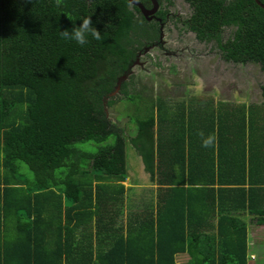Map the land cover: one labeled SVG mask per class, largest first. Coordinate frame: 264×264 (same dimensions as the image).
<instances>
[{"label":"trees","instance_id":"1","mask_svg":"<svg viewBox=\"0 0 264 264\" xmlns=\"http://www.w3.org/2000/svg\"><path fill=\"white\" fill-rule=\"evenodd\" d=\"M191 3L197 38L218 39L214 20L233 21L222 56L264 71V9L235 0L215 16L220 8L209 0ZM87 16L101 41L81 47L60 38ZM135 24L126 0H0V264H179L176 256L183 264H264L247 260L240 213L264 225V85L260 106L232 101L229 115L214 117L198 110L187 119L183 100L154 97L126 139L103 106L132 55ZM196 115L208 128L228 122L229 140L204 147L208 134L184 130ZM126 140L148 180L166 188L155 209H131ZM190 167L201 180L184 178Z\"/></svg>","mask_w":264,"mask_h":264},{"label":"rangeland","instance_id":"2","mask_svg":"<svg viewBox=\"0 0 264 264\" xmlns=\"http://www.w3.org/2000/svg\"><path fill=\"white\" fill-rule=\"evenodd\" d=\"M174 29L172 34L165 30L162 48L160 43L152 47L149 52H143L136 58L137 61H133L135 62L133 72L136 75L139 70L149 71L150 74L147 73L144 76L146 74L144 72L143 75L136 76L133 80H131V76L125 78L121 75L117 91L112 95L108 94L110 103L104 104V111L113 122L123 129V135L126 139L133 137L135 133L134 118L147 114L150 109V100H154V97L168 100L172 103L171 106L181 100H183V105L186 100L191 103L192 99L206 100L203 106H212V100L217 102L221 100L227 102L246 101L253 104L260 99L259 87L264 84V72L259 69L257 64L246 63L241 65L222 61L216 50L211 52L214 50V41H198L192 32H187L179 24L174 23ZM130 38L132 39L131 36ZM177 47L187 48L192 53L173 56L177 61H171L170 64L168 60L172 55L170 56L169 52ZM187 61L192 64V70ZM152 72L160 74L155 77ZM198 72L204 78L203 80L197 78ZM189 95L196 96L190 99ZM193 102L195 103V101ZM197 106L195 105L194 108ZM109 140V138L106 139V141ZM90 144L91 146L94 145V143ZM90 144L88 142L86 145L90 146ZM131 147L132 145L126 140L125 151H129ZM127 162L130 165H135L133 153L128 156ZM20 165L22 170L28 171L25 164L21 163ZM129 180L131 184L135 183L137 187L147 189L144 193L137 195L140 200L135 199L137 203L135 205L145 207L151 188L149 186L151 181L148 180L147 174L139 176L138 179L133 176ZM123 184H130L128 178L123 181ZM142 198L144 202H141ZM247 227L250 229L247 239V260L249 263H263L264 238H260L262 235L259 234L264 233V225H255L254 221L251 220ZM183 258V256H176V261L183 264Z\"/></svg>","mask_w":264,"mask_h":264},{"label":"flooded vegetation","instance_id":"3","mask_svg":"<svg viewBox=\"0 0 264 264\" xmlns=\"http://www.w3.org/2000/svg\"><path fill=\"white\" fill-rule=\"evenodd\" d=\"M126 1H127V7L133 13V19H135L136 24L133 26V31L129 35V37L131 36L133 39L131 42V46L130 44H128L129 48L132 50V55L127 58L128 63L126 64L125 68L122 70V74H120L123 75V77L126 78L131 76V80H133L134 77L141 76L143 75L144 72L146 73L144 76H146L147 73L150 74L149 71L139 70L138 72L139 75L138 74L136 75V73L133 72L134 71L133 67L135 63L133 61H137L136 58L140 56L143 52L145 53L149 52V50L152 47L160 43H161L160 46L162 48V42L164 41L163 38H164L165 30L168 31L170 34H172V32L175 30L174 23L184 27V29L187 30V32H192L195 39L198 41H205V42L214 41L215 43L214 50H212L211 52H214L216 50L217 53L220 55L219 58L222 61L224 60V61L233 62V60H227L222 56L223 55L222 49L220 47L226 40H231L236 29H238V26L233 21H229L227 23H219V20H214L215 24L217 25V33L219 36L218 39L216 38H210L208 40L199 39L196 37L195 32L189 27L190 20L195 14L194 11L195 8L192 5L191 0H134L136 4L132 3L131 0H126ZM209 1L213 4L215 9H216V5L220 8L219 10L216 11L214 10L216 16V13L217 14L220 13L221 8H225L228 12L231 11L234 6L235 0H209ZM252 2L254 5H251L250 3L245 4V7L249 11L252 9V6L262 8L260 4L264 5V3L261 0H252ZM246 8H244V10L242 11L241 13L242 16L244 14H248ZM232 15L233 14L230 13V16ZM219 44L220 46H218ZM191 53L192 51L187 48L184 49L181 47H177L175 50L169 52L170 56L171 55L172 56L168 61H170L171 64V61H175V60L177 61V59H175L173 56H178L180 54L190 55ZM233 63L243 65L246 63L250 64L255 62H245V63L233 62ZM187 64H189V68L192 70L193 66L190 63V61H187ZM255 64L258 65V63ZM152 74L154 73L152 72ZM159 74L160 73H155L154 76L158 77ZM196 76L200 80L204 79L202 76H200L199 72L197 73ZM231 85L235 86L234 84ZM115 86L116 83L114 87Z\"/></svg>","mask_w":264,"mask_h":264},{"label":"crops","instance_id":"4","mask_svg":"<svg viewBox=\"0 0 264 264\" xmlns=\"http://www.w3.org/2000/svg\"><path fill=\"white\" fill-rule=\"evenodd\" d=\"M259 94H260V90H259ZM194 96H196V95H194ZM194 96L189 95L190 99H192ZM224 99H226V98H224ZM192 100L195 101V103L193 101H191V103H188L187 100L184 102V110H183L184 111V117H186L187 119H188V115L189 114H191L193 116V114H195L198 110H201L202 114L204 113V111L211 112L213 114V117L215 116L217 110L219 112H221V113L226 112L228 115L231 113L230 107H232V106L231 105L228 106V104H231L230 102H232V101L227 102V101L221 100L220 102H217V101H213L212 100V104L213 105L211 104L212 106L206 107V106H203V103H205L204 100L203 101L202 100H195V99H192ZM261 101H262V99H261V96H260L259 101H255L253 104L247 103L246 101H242V103L244 105L251 104V105H255V106H260ZM195 105H198V106L196 108H194ZM223 105H225V106H223ZM188 107H190L191 110ZM193 110L195 112H193ZM198 117H203V116L196 115L195 119H194L195 120L194 121V126L192 127V125L190 123V126L187 127V125H186L184 130H190L191 129V132H193L194 135H195V139L196 138L200 139L202 137L200 135L201 132L203 133V135L204 134H208V135L214 134L215 137L218 138L220 140V142L223 144V138L222 137H225V138L228 137L227 134H226V131L228 129L226 127H224L225 125H228V122L226 124L219 125V124H217L216 120H213L212 122L210 121L211 123H210L209 128H208L207 125H206L207 121H206L205 117H203L200 120H198ZM224 132H225V134L222 135L221 133H224ZM218 134H221V137H219ZM244 134H246V145H248V143H249V138H248L249 134H248V130L247 129L244 130ZM259 139L260 138H258V140ZM230 141H232V139H230ZM258 146H260V148H259V150H260L261 149V144L259 143ZM225 147H226V150L229 151V141L226 143ZM194 148H196V147H194ZM129 150L130 151L125 154V157H126L125 162H126V169H127V175H126L125 180L128 178V181L130 182L129 185H132V187H131L132 189H131V193L130 194H131V197H132L131 204H133L131 209H133V208H137L138 207V205H135V204H137L135 202V199L140 200L137 197V195L144 193L147 189L146 188L137 187V185L135 183L131 184V181L129 180V178L131 179L133 177L134 169L132 168V165H130L129 162H127L128 156L131 155L132 153L135 156V165L134 166H135L136 172L139 173V176H145L146 173L142 170V165L140 163L139 157L137 158L138 155L133 151V149L130 148ZM227 154H228V152H227ZM260 160H261V162H263L262 159H260ZM221 167H222V169L226 170V172L228 174L227 166L221 165ZM128 168H130V169L128 170ZM189 170L191 172L188 171V174H183L184 178H187L188 176L193 175L195 180H201V173H200L201 170H200V168L193 167L191 169V167H190ZM217 185L218 184H214V187H216ZM222 185H224V184H222ZM149 186L151 188L149 189L150 190L149 191L150 195H149V198H148V201H147V205L148 206L150 205V207L152 209H155V207H159V205L165 199L167 201L168 196L167 197L165 196L166 188L165 187H161V186H156V184L153 183V182H151V184ZM225 186H228V185H225ZM141 202H144L143 198L141 199ZM133 210L136 212V210H138V209H133ZM240 213H242L241 217L246 222L247 239H248V233H249L250 229L247 227V225H248V223L251 220L253 221V219L251 218V215L250 214L248 215L246 212H240ZM247 217H248V220H246ZM255 225H257V224L255 223ZM259 235L260 236L262 235L260 238H264V233H261ZM247 244H248V242H247Z\"/></svg>","mask_w":264,"mask_h":264},{"label":"clouds","instance_id":"5","mask_svg":"<svg viewBox=\"0 0 264 264\" xmlns=\"http://www.w3.org/2000/svg\"><path fill=\"white\" fill-rule=\"evenodd\" d=\"M64 0H54V4L56 7L62 6ZM60 38L67 42L74 41L76 44L81 47L88 45L91 40L101 41L102 36L100 31L93 26V21L91 16L84 17L82 19V23L79 26H74L69 29H64L59 33ZM91 38V40L89 39ZM200 135L203 137V133ZM216 137L214 134H210L207 138L203 140L204 147H213L215 143Z\"/></svg>","mask_w":264,"mask_h":264},{"label":"water","instance_id":"6","mask_svg":"<svg viewBox=\"0 0 264 264\" xmlns=\"http://www.w3.org/2000/svg\"><path fill=\"white\" fill-rule=\"evenodd\" d=\"M131 2L134 3V4H136V2H135L134 0H131ZM260 6H261L262 8H264V5L260 4ZM122 76H123V75H122ZM120 77H121V75L116 79V86L113 87V90H111V91L108 93L109 95H112L113 93H115V92L117 91V89H118V85H119V83H120Z\"/></svg>","mask_w":264,"mask_h":264}]
</instances>
